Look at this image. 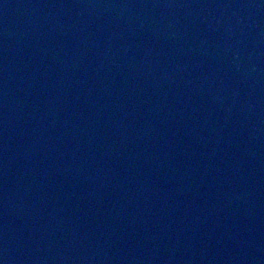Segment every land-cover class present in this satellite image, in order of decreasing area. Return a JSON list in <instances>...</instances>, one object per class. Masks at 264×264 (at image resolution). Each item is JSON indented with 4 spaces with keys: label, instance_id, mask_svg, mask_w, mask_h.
I'll list each match as a JSON object with an SVG mask.
<instances>
[{
    "label": "water",
    "instance_id": "95a60500",
    "mask_svg": "<svg viewBox=\"0 0 264 264\" xmlns=\"http://www.w3.org/2000/svg\"><path fill=\"white\" fill-rule=\"evenodd\" d=\"M121 0H0V264H26Z\"/></svg>",
    "mask_w": 264,
    "mask_h": 264
}]
</instances>
